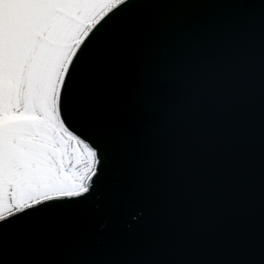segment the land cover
<instances>
[{"label":"snow or ice","instance_id":"obj_1","mask_svg":"<svg viewBox=\"0 0 264 264\" xmlns=\"http://www.w3.org/2000/svg\"><path fill=\"white\" fill-rule=\"evenodd\" d=\"M0 264H264V0H0Z\"/></svg>","mask_w":264,"mask_h":264}]
</instances>
